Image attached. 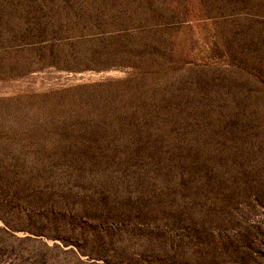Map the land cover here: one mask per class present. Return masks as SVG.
<instances>
[{"label": "rangeland", "instance_id": "1", "mask_svg": "<svg viewBox=\"0 0 264 264\" xmlns=\"http://www.w3.org/2000/svg\"><path fill=\"white\" fill-rule=\"evenodd\" d=\"M0 264H264V0H0Z\"/></svg>", "mask_w": 264, "mask_h": 264}]
</instances>
